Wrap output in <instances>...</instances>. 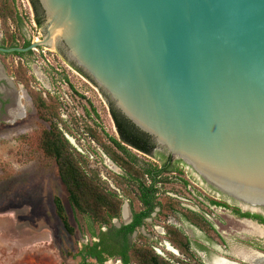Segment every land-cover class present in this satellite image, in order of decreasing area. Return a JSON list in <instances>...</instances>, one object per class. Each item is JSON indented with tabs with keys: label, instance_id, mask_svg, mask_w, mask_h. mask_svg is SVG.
<instances>
[{
	"label": "water",
	"instance_id": "obj_1",
	"mask_svg": "<svg viewBox=\"0 0 264 264\" xmlns=\"http://www.w3.org/2000/svg\"><path fill=\"white\" fill-rule=\"evenodd\" d=\"M38 2L41 39L0 53L57 50L160 151L264 215V0Z\"/></svg>",
	"mask_w": 264,
	"mask_h": 264
},
{
	"label": "rangeland",
	"instance_id": "obj_2",
	"mask_svg": "<svg viewBox=\"0 0 264 264\" xmlns=\"http://www.w3.org/2000/svg\"><path fill=\"white\" fill-rule=\"evenodd\" d=\"M13 1L22 19L19 30L22 39L30 42L41 39L43 26L38 27L35 23L30 1ZM8 28L16 34V26L10 20L4 26L0 19V43L5 44ZM16 39L22 44L23 40L17 34ZM0 71L11 79L14 92L0 81V238L9 246L15 242L21 247L49 240L61 262L77 264V253L91 241L83 232L84 225L74 216L55 160L45 158L37 147V136L43 128L49 127V123L39 118L31 96H42L45 100L52 97L60 110V120L53 121L58 123L67 141L84 156L88 169L97 172L101 182L120 196L122 207L128 206L127 213L129 207L138 212L140 205L134 188L127 187L120 179L126 177V173L103 150V146H111L110 138L119 139L109 106L99 89L55 49L41 48L21 57L0 55ZM91 133L100 139V143L91 137ZM123 146L130 151L140 169L162 165L152 156ZM177 166L182 174L170 172L160 176V181L164 182L158 196V202L162 204L174 203L176 214L164 211L152 219L130 238V245L142 235L158 255L171 262L177 263L185 258L193 263L216 264L221 257L211 260L212 257L227 254L232 259L231 254L236 252L238 259L253 264L257 253L241 248L254 243L264 251V229L248 222L242 224L229 211L210 205L208 195L219 196L212 194L209 186L200 182L189 168L183 164ZM182 180L188 182L186 188L181 184ZM144 182L148 184L149 179ZM54 198L61 200L73 234L65 230L57 217ZM127 219L121 214L118 224L113 220V225L123 224ZM165 227L177 229L187 237L192 250L190 257L181 255L178 250L175 255L164 247L163 241L167 240ZM117 262L112 259L107 264Z\"/></svg>",
	"mask_w": 264,
	"mask_h": 264
},
{
	"label": "trees",
	"instance_id": "obj_3",
	"mask_svg": "<svg viewBox=\"0 0 264 264\" xmlns=\"http://www.w3.org/2000/svg\"><path fill=\"white\" fill-rule=\"evenodd\" d=\"M34 11V21L38 27L42 26V14L38 0H29ZM0 19L3 25H7L10 20L16 26V34L23 38L20 33L22 27V19L18 16L13 0H0ZM16 34L6 32L5 45L8 48L18 46L27 47L30 41L22 39V44L17 43ZM7 42V43H6ZM32 52H29L31 54ZM13 56H23L25 54L13 53ZM38 111L39 118L49 123V127L43 128L37 136V147L42 155L47 159L55 160L58 176L62 184L68 192V201L77 221L84 225V233L88 234L91 241L87 248L90 250L89 255L96 257L100 264H103L107 258L120 259L122 264H201L180 260L177 263L171 262L158 255L147 239L142 235L138 236L137 242L128 245L118 251L117 248L111 246L110 243L114 239L113 235L121 236L124 234H132L144 224V219L149 216V212L155 207V197L153 186H147L144 179L151 182L160 181L162 174L172 172L168 164L164 163L155 168L140 169L135 164L130 151L123 146L124 144L145 154L152 153L153 142L149 136L139 131L131 122L121 115L110 103V113L116 127L119 139L110 138L111 146L104 147V153L125 173L126 177H121V181L127 187L134 188L135 198L138 204H142L140 210L136 212L134 220L131 224L123 226L117 230L113 225V220L119 219L122 210V199L120 196L105 186L97 172L88 169L84 161V156L78 153L67 141L63 133L58 128V123L53 119L60 120L59 106L52 99L45 100L42 96H31ZM91 137L100 143V139L93 133ZM123 144V145H122ZM163 158V156L161 155ZM182 174L181 170H178ZM166 179V178H165ZM160 182H164L161 180ZM181 184L186 187L188 182L182 180ZM212 203L232 209L235 213L242 217H253L260 219L264 223L261 216L251 215L249 213H241L238 208H231L223 202L212 200ZM162 213L167 211H175V206L171 202L162 204ZM55 212L65 230L69 234H73L74 230L68 222V218L64 206L59 198H54ZM144 207L149 210L142 212ZM194 216V215H193ZM194 219L198 221L196 215ZM106 228V232H103ZM167 233V241L183 256L190 257V244L186 236L179 230L172 227H165ZM93 239L99 240L94 242ZM127 242V239H125ZM106 255V256H104Z\"/></svg>",
	"mask_w": 264,
	"mask_h": 264
},
{
	"label": "flooded vegetation",
	"instance_id": "obj_4",
	"mask_svg": "<svg viewBox=\"0 0 264 264\" xmlns=\"http://www.w3.org/2000/svg\"><path fill=\"white\" fill-rule=\"evenodd\" d=\"M41 14H42V12H41ZM14 47H18V46H14ZM0 48H8V47L3 42H1L0 43ZM28 53H20V54L27 55ZM11 54H13V53H11ZM0 55H9V54L0 53ZM78 71L82 75H84L86 77V75L82 71H80V70H78ZM9 79L10 78H8V76L5 73L0 71V81H2L3 83L6 84V86H8V90L10 92L14 93L13 92V88H12L13 84L11 82V79L10 80ZM99 91L101 92V94L103 95V97L105 98V100H106V102H107V104L109 106V114L111 116L110 103L112 104V102L110 101L109 97L102 90H99ZM111 119L113 121L112 116H111ZM113 124H114V121H113ZM152 144H153L152 153H150V154L143 153V154L149 155V156H152V157L158 159L159 161L162 162V165L164 163L168 164L169 167L172 169L173 173H175L178 170H180L178 168L179 166H177V165L183 164L182 162L175 161L173 158L167 156L163 151H160L157 148V145H155L154 143H152ZM161 155L163 156V158L161 157ZM151 185L153 186V192L152 193L154 194V197H155V201H154L155 207L151 210V212H149V216H147L144 219V224L141 227H139L135 232H133L132 234H126V236H124V234L121 235V236L113 235L114 239L111 241L110 245L114 246V248H117L118 251H121L126 246V243L128 245H130V238L137 231H139L140 228L145 227L146 225H148L150 223V221L152 219L155 220L158 216H160L162 214V207L158 204V203H160V202H158V196L160 195V191H161L160 187L163 184L160 181H157V182L149 181L147 186H151ZM207 188L211 191L212 194H217L219 196L218 198H216V197L214 198V196L208 195L209 198H210V200H209L210 205H212L213 207H216V208H221L223 210L229 211L230 214L238 222H240L242 224L246 225L245 222H248V223H251L252 225L256 226L257 228L264 229V223H262L260 221V219L253 218V217H242V216H239L237 213H235L230 208H227V207H224V206H220V205H216V204L212 203V200H216L218 202H223V203L227 204L228 206H230L231 208H238L241 211V213H249L251 215L261 216L264 219V215L263 214H261V213L244 212L233 201L230 202L227 198H225L224 196L218 194L217 192L212 190L210 187H207ZM134 195H136V193ZM139 205H140V207L142 206V204H139ZM123 208H124V206L122 207L121 214L122 215L125 214L126 219H127V215L126 214H128V219H127L128 221H124L125 223L119 224L118 226H114L117 230L121 229L123 226L131 224L133 222L134 216L136 214V211L132 210L131 207H129V212L128 213L124 212ZM127 208H128V206H127ZM148 210H149L148 207H144L143 210H141V211L142 212H146ZM170 214H173V215L176 214V209H175V211L174 210L170 211ZM102 230L104 231V228ZM249 234H250V232H249ZM165 235H167L166 230H165ZM253 236H257V235H253ZM257 237H260V236H257ZM125 239H127V242H125ZM95 240H96V242L99 241L97 239H95ZM93 241H94V239H93ZM12 243L13 244H10V246H9V245H7L5 243L4 240H1V238H0V249L2 248V253L0 254V259H1L0 260V264H8V263L9 264H66V263L61 262V260L58 259V256H59L58 252H56L54 250L55 249L54 245L52 243H50L49 240H44V241L40 240V241H36L34 243L32 242L31 244H24V245H22V247L17 245V244H15V242H12ZM166 243H168L169 246L172 247V245L166 239H165V241H163L164 247L167 246ZM189 244H190V241H189ZM27 245H29V246H27ZM89 245H90V243L85 244L84 246H82V249L77 253L76 259L79 260L77 264H87L89 261L91 262V264H100L96 257H93V256L88 254V252L90 250L87 248V246H89ZM5 246H7V248ZM172 248H174V247H172ZM189 249H190V253H191V251H192L191 250V244H190V248ZM241 249L244 250V251H247V252L250 251L252 253H257L255 258L259 254L264 256V251L260 247L255 245L254 243H251L249 246H246V248H241ZM104 256H106V255H104ZM236 256L237 255H236V252H235V253L231 254L232 259L229 258V255L226 254L225 256H222V255L214 256V257L211 258V260L213 258H215V257H221V259H225L226 261L231 262V263H235V264H251L249 262H244L241 259H238ZM55 258L57 259V261L55 260ZM255 258H254V260H255ZM76 259H73V260H76ZM111 260H112V258H107L106 261L103 264H107V263L111 262ZM188 260H190V259H188ZM254 260L252 261L253 264H254ZM7 261H8V263H6ZM116 261H118L117 264H122V261L120 259H117ZM183 261H187V259L183 258ZM189 262H191V261H189ZM88 264H90V263H88ZM209 264H210V262H209Z\"/></svg>",
	"mask_w": 264,
	"mask_h": 264
},
{
	"label": "bare ground",
	"instance_id": "obj_5",
	"mask_svg": "<svg viewBox=\"0 0 264 264\" xmlns=\"http://www.w3.org/2000/svg\"><path fill=\"white\" fill-rule=\"evenodd\" d=\"M247 199H249V198H247ZM124 212L127 213V206L124 207ZM167 248H168L169 251H171L172 253H174L176 255L177 252L173 248H171L170 246H167ZM216 264H235V263L228 262L225 259H220L219 261L216 262ZM254 264H264V256L260 255V254L257 255V257L254 260Z\"/></svg>",
	"mask_w": 264,
	"mask_h": 264
}]
</instances>
